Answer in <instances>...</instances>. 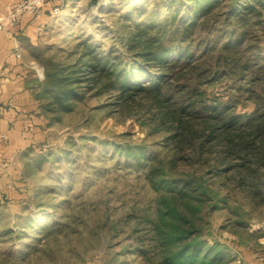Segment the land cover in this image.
<instances>
[{
    "label": "rangeland",
    "instance_id": "374dc122",
    "mask_svg": "<svg viewBox=\"0 0 264 264\" xmlns=\"http://www.w3.org/2000/svg\"><path fill=\"white\" fill-rule=\"evenodd\" d=\"M257 1V16L245 24L249 48L244 55L263 64L264 0ZM138 3L145 14L133 18ZM189 5L184 0H68L27 51L44 83L46 72L68 71L83 42L95 52L127 54L121 39L125 22L148 18L155 26L168 18V7ZM131 13L126 21L124 15ZM241 84L247 86L232 81L228 92ZM223 86L216 82L213 90L223 93ZM43 88L37 98L45 137L28 156L25 198L0 203V264H166L161 232L163 223L173 221L165 210L173 202L179 218L195 228L183 242H201L203 252L219 257L217 264H242L264 246V140L243 121L240 129L195 153L184 150L171 164L161 134L149 132L135 107L120 109L109 94L97 95L77 83L71 109L59 110L54 92ZM257 93L264 111V92ZM233 98L238 113L250 114L253 104L244 94ZM134 146L143 154H134ZM184 181L194 187L190 196L170 191Z\"/></svg>",
    "mask_w": 264,
    "mask_h": 264
},
{
    "label": "trees",
    "instance_id": "16d2710c",
    "mask_svg": "<svg viewBox=\"0 0 264 264\" xmlns=\"http://www.w3.org/2000/svg\"><path fill=\"white\" fill-rule=\"evenodd\" d=\"M184 1L191 5L168 7V18L155 26L148 18L133 25L125 22L121 39L127 54H116L112 49L95 52L83 42L68 71L64 75L55 69L46 72L40 88L44 85L43 91L54 92L59 110L71 109L69 102L76 97L73 85L77 83L97 95L109 94L120 109L135 107L146 117L149 132L161 134L162 144L171 152V164L184 150L195 153L240 129L242 121L264 140V111L257 93L264 92V63L244 55L249 48L245 24L257 16L259 1ZM138 4L132 10L133 18L145 14ZM252 12L254 16L247 17ZM130 15L125 14L124 19L128 21ZM237 80L246 81L247 86L237 85L228 92V86ZM219 81L225 87L223 93L213 90ZM237 94L252 102L250 114L235 110L236 99L230 98ZM129 148H123L125 155ZM132 148L137 156L143 154L140 147ZM181 184H171L170 191L179 197L190 196L194 187L187 181ZM175 204L166 203L165 207L173 221L163 223L166 230L161 232L166 245L164 262L217 264L219 257L203 252L201 242H183L195 228L183 215L179 218Z\"/></svg>",
    "mask_w": 264,
    "mask_h": 264
},
{
    "label": "crops",
    "instance_id": "0c3cea01",
    "mask_svg": "<svg viewBox=\"0 0 264 264\" xmlns=\"http://www.w3.org/2000/svg\"><path fill=\"white\" fill-rule=\"evenodd\" d=\"M19 1L0 0V17ZM56 3L42 0L37 12L25 11L16 23L0 29V203H20L25 198L28 156L45 137L37 98L41 79L27 50L48 23ZM242 264H264V246L251 252Z\"/></svg>",
    "mask_w": 264,
    "mask_h": 264
},
{
    "label": "built area",
    "instance_id": "2783aa9c",
    "mask_svg": "<svg viewBox=\"0 0 264 264\" xmlns=\"http://www.w3.org/2000/svg\"><path fill=\"white\" fill-rule=\"evenodd\" d=\"M68 0H57V3L54 4L51 8V15L58 13L63 5ZM42 0H21L17 2L8 12L5 17H0V29L5 28L7 25H13L19 19L20 15L25 12H37L41 6ZM16 56H19V53H15Z\"/></svg>",
    "mask_w": 264,
    "mask_h": 264
}]
</instances>
